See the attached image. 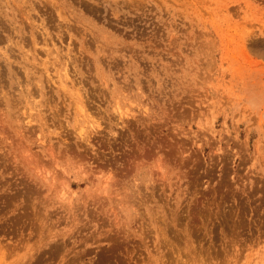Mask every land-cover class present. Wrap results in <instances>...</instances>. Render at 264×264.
<instances>
[{
    "label": "rangeland",
    "instance_id": "1",
    "mask_svg": "<svg viewBox=\"0 0 264 264\" xmlns=\"http://www.w3.org/2000/svg\"><path fill=\"white\" fill-rule=\"evenodd\" d=\"M0 264H264V0H0Z\"/></svg>",
    "mask_w": 264,
    "mask_h": 264
}]
</instances>
